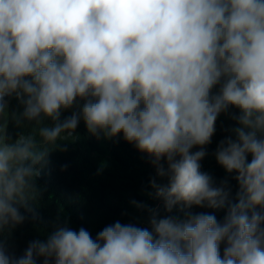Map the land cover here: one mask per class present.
I'll list each match as a JSON object with an SVG mask.
<instances>
[{
	"label": "clouds",
	"instance_id": "clouds-1",
	"mask_svg": "<svg viewBox=\"0 0 264 264\" xmlns=\"http://www.w3.org/2000/svg\"><path fill=\"white\" fill-rule=\"evenodd\" d=\"M13 94L25 119L54 124L38 129L40 142H9L0 125V231L23 222L17 205L35 199L37 166L81 117L89 133H122L153 158L168 183L151 186L170 212L181 202L225 206L227 194L200 171L205 152L191 149L210 143L234 106L236 139L216 159L238 173L240 191L223 223L206 213L153 218L154 236L117 221L95 239L60 227L19 259L0 244V264H264V0H0V114ZM78 98L81 112L61 122Z\"/></svg>",
	"mask_w": 264,
	"mask_h": 264
},
{
	"label": "trees",
	"instance_id": "trees-1",
	"mask_svg": "<svg viewBox=\"0 0 264 264\" xmlns=\"http://www.w3.org/2000/svg\"><path fill=\"white\" fill-rule=\"evenodd\" d=\"M223 83L224 78L212 88L211 95L218 94ZM4 101L8 106L6 136L9 142H14L21 135H32L40 142L38 129L54 124L46 117H41L39 124L35 120L25 119L22 116L25 105L15 94L6 96ZM84 103L85 100L78 98L71 108L61 109L60 121L71 117L73 113L79 114ZM239 114L240 110L234 106L222 111L215 122L211 142L203 146L195 145L191 149L193 153L201 150L205 152L200 161V171L209 175L213 187L227 194L225 206H187L181 202L170 212L151 186L153 180L157 184L168 183L167 177L157 175L153 158L140 152L134 143L127 142L122 133L111 138L105 137L103 133H89L81 117L72 135L58 139L46 160L37 166L39 175L34 181L35 199L29 200L26 205H17L25 217L23 222L0 231V244L5 253L19 259L31 243L46 242L60 227L74 231L84 228L95 239L106 226L117 221L150 232H153V218L172 217L186 221L192 215L206 213L214 215L218 222L223 223L229 205L238 202L240 186L235 178L238 173L228 172L220 165L216 152L222 141L236 139L234 129L239 127L236 119ZM258 138L264 139V133H258ZM251 158V154H248L249 162ZM161 163L167 168L166 158ZM255 210L261 209L257 206ZM225 246L224 242L220 245L221 257ZM34 259L36 264H44L45 257L35 256ZM49 264H54V258H49Z\"/></svg>",
	"mask_w": 264,
	"mask_h": 264
},
{
	"label": "rangeland",
	"instance_id": "rangeland-1",
	"mask_svg": "<svg viewBox=\"0 0 264 264\" xmlns=\"http://www.w3.org/2000/svg\"><path fill=\"white\" fill-rule=\"evenodd\" d=\"M7 119H8V106L6 104L4 113L0 115V125H3L5 127V135L7 128Z\"/></svg>",
	"mask_w": 264,
	"mask_h": 264
}]
</instances>
